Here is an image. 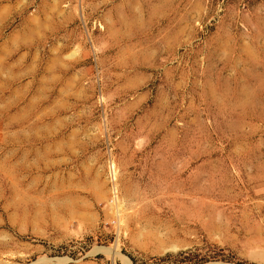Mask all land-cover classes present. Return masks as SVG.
I'll list each match as a JSON object with an SVG mask.
<instances>
[{"label":"rangeland","instance_id":"1","mask_svg":"<svg viewBox=\"0 0 264 264\" xmlns=\"http://www.w3.org/2000/svg\"><path fill=\"white\" fill-rule=\"evenodd\" d=\"M0 264H264V0H0Z\"/></svg>","mask_w":264,"mask_h":264}]
</instances>
